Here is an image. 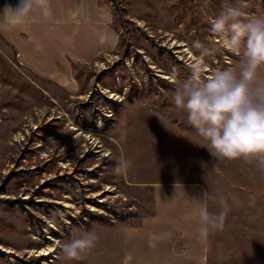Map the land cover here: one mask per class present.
Instances as JSON below:
<instances>
[{"label":"rangeland","instance_id":"374dc122","mask_svg":"<svg viewBox=\"0 0 264 264\" xmlns=\"http://www.w3.org/2000/svg\"><path fill=\"white\" fill-rule=\"evenodd\" d=\"M116 2L118 17L109 0H86L70 16L0 30V264H116L112 238L120 251L156 182L234 198L207 237L212 260L264 264V171L213 157L172 103L193 41L220 47L210 69L239 59L210 31L232 0ZM246 3L264 14V0ZM113 34L115 48L100 43ZM121 156L126 175L113 171ZM84 231L95 248L65 261L57 242ZM50 248L55 258L34 252Z\"/></svg>","mask_w":264,"mask_h":264},{"label":"clouds","instance_id":"9594fccd","mask_svg":"<svg viewBox=\"0 0 264 264\" xmlns=\"http://www.w3.org/2000/svg\"><path fill=\"white\" fill-rule=\"evenodd\" d=\"M50 3L51 0H19L16 7L5 6L0 14V30L28 26L41 16H50ZM246 9V0H232L210 20V31L218 43L239 59L226 68L210 69L208 58L215 56L220 47L193 41L190 75L183 80L175 73L171 76L175 84L172 103L185 115L213 157L256 161L264 171V14L249 15ZM106 41L115 48L119 37L101 35L100 43ZM131 164L121 156L114 174L126 175ZM230 198L234 199L204 192L201 199L194 200L199 239L223 230L231 210ZM213 205H218V212L211 210ZM97 240L95 232L84 231L66 242H57V246L65 261H81L95 248Z\"/></svg>","mask_w":264,"mask_h":264},{"label":"crops","instance_id":"0c3cea01","mask_svg":"<svg viewBox=\"0 0 264 264\" xmlns=\"http://www.w3.org/2000/svg\"><path fill=\"white\" fill-rule=\"evenodd\" d=\"M85 2L51 0L48 17L70 16L72 9H84ZM17 4L18 0H0L1 10ZM43 18L38 22H47V18ZM11 47L16 50L15 45ZM156 183L151 184V200L144 204L142 215L134 218L135 224L128 231L129 239L121 241L120 251H115L118 239L115 244L112 238V261L116 257V264H239L213 261L215 253L209 250L207 238L197 237L196 230L200 225L194 200L201 199L206 189L188 182Z\"/></svg>","mask_w":264,"mask_h":264},{"label":"bare ground","instance_id":"6f19581e","mask_svg":"<svg viewBox=\"0 0 264 264\" xmlns=\"http://www.w3.org/2000/svg\"><path fill=\"white\" fill-rule=\"evenodd\" d=\"M184 51V50H183ZM188 54V59L190 58L191 59V57H190V55H189V53H187ZM71 129H75V127H72ZM10 252V251H9ZM35 253H36V255L37 256H49L50 258H55V255L54 254H52L53 253V249L52 248H50V249H47V250H39V251H34ZM47 262L49 263V262H51V259H48V260H46V261H42V263L41 264H47Z\"/></svg>","mask_w":264,"mask_h":264},{"label":"trees","instance_id":"16d2710c","mask_svg":"<svg viewBox=\"0 0 264 264\" xmlns=\"http://www.w3.org/2000/svg\"><path fill=\"white\" fill-rule=\"evenodd\" d=\"M109 2L112 3V5H113V15L118 17V12H117L118 11V7H117L116 0H109Z\"/></svg>","mask_w":264,"mask_h":264}]
</instances>
